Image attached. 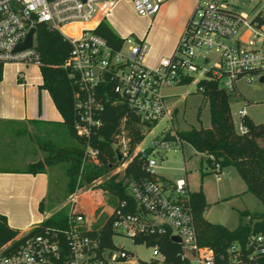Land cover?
<instances>
[{"label": "built area", "instance_id": "2783aa9c", "mask_svg": "<svg viewBox=\"0 0 264 264\" xmlns=\"http://www.w3.org/2000/svg\"><path fill=\"white\" fill-rule=\"evenodd\" d=\"M168 1L132 0V6L138 16L150 17ZM195 1L172 55L149 66L145 63L148 46L144 39L119 37L117 44H111L95 32L115 0H0V76L8 64L41 66L35 47L38 24L59 32L70 49L58 67L66 71L73 130L84 143L76 190L62 205L67 209V228L44 227L40 233L26 236L13 251L8 250L11 243L7 242L0 247V264H166V256L158 245L148 243L151 234L164 230L169 231V238L175 235L180 239L181 262L177 264H264L262 232H251L244 246L232 242L219 253L199 245L190 191L184 179L157 181L133 177L131 172L125 177L133 163L144 173L158 176L153 169L159 167L162 151L182 141L174 131L164 130L160 138H152L144 145L145 134L159 119L171 120L164 104L165 89L187 77H191V82L195 75L204 78L210 72V77L231 94L237 80L252 82L254 75L264 73V12L248 20L246 14L234 9L231 0ZM72 22L89 23L93 28H84L77 37L69 39L60 27ZM30 30L31 46L16 51ZM209 52L215 53L218 60L203 68L202 64L211 62ZM116 105H123L125 111L109 134L112 160L108 161L105 175L122 181L126 196L119 199L107 185L115 205L108 216L112 233L106 244L99 230L95 231L97 234L88 233L93 230L86 226L87 216L78 205L77 192L83 175L92 174L91 168L100 164L99 142L105 139L100 132L106 130L102 116L107 106ZM238 114L245 115L244 110ZM245 131L241 123L237 132ZM210 170L218 177L221 167L214 162ZM30 229L20 232L14 240ZM114 237L150 248V257L140 259L123 243L116 245Z\"/></svg>", "mask_w": 264, "mask_h": 264}, {"label": "rangeland", "instance_id": "374dc122", "mask_svg": "<svg viewBox=\"0 0 264 264\" xmlns=\"http://www.w3.org/2000/svg\"><path fill=\"white\" fill-rule=\"evenodd\" d=\"M195 0H169L161 6L159 11L150 17L138 16L132 6V0H115L109 15L104 22L120 38L130 37L134 40L144 39L148 46L145 63L154 66L160 59L172 55L177 39L190 17ZM234 9L253 18L258 12H264V0H231ZM84 28H93L92 24L72 22L60 27L61 33L71 39L80 34ZM211 62L202 64L208 68L217 61L215 53H210ZM22 74L18 75L17 70ZM264 73L254 75L252 82L244 78L237 80L236 90L231 93L229 111L235 131L242 122L238 111L243 109L245 116L254 124H264ZM201 75H195L189 84H177L164 90V104L171 120L159 119L153 129L145 134L144 145L152 138H160L164 130H187L209 126L208 103L203 102L200 90L196 88V81ZM40 68L35 66H3L0 79V117L3 115L13 121L0 118V170H21L26 164L41 161L45 158V151L40 148L43 144L62 146L75 145L67 129L61 124V115L41 85ZM200 107V114L197 112ZM42 119L45 122L26 128L17 119ZM263 144V141H259ZM40 145V146H39ZM153 171L168 180L182 178L190 192H203L207 209L203 217L211 223H221L233 229L239 222L240 210H247L251 214L261 212V204L246 191L243 180L236 169L229 165L221 168L219 176H215L207 165L205 158L195 152L185 141L162 151V161ZM67 162H59L46 167V173L41 177L32 175L11 177L0 174L2 184L9 180L18 181L19 193L12 199L7 195L0 196V214L5 215L11 228L25 231L27 226H35L33 220H43L50 214L62 209L65 198V170ZM109 176L102 175L89 183L81 182L77 194L78 205L87 216L86 226L98 231L108 220L112 207L115 205L113 193L107 186ZM117 178V177H116ZM41 182V196H45L44 211L40 212L35 200L31 202L29 196L38 195V183ZM48 182V189H47ZM35 184L31 194L29 187ZM101 183V184H100ZM3 186V185H2ZM105 186V189L104 187ZM27 188V191H26ZM25 190V191H24ZM24 191V192H23ZM41 198V197H40ZM67 215V209L62 210V216ZM242 221H247L243 218ZM116 245L123 243L125 248L140 259L146 260L151 255V249L142 245H133L124 237H114ZM191 260H194L191 257ZM117 264H129L119 262Z\"/></svg>", "mask_w": 264, "mask_h": 264}, {"label": "trees", "instance_id": "16d2710c", "mask_svg": "<svg viewBox=\"0 0 264 264\" xmlns=\"http://www.w3.org/2000/svg\"><path fill=\"white\" fill-rule=\"evenodd\" d=\"M95 32L111 44H117L119 42V37L105 22H101ZM35 47L41 61L39 68L42 83L38 88L47 90L54 107L62 117L61 124L67 129L76 144L62 146L61 148L47 143L41 146L39 145L45 151V158L41 161L29 162L24 169L18 171L35 175L45 173L46 167L48 166H53L62 161L67 162L65 170V198L68 199L76 190L84 147L83 140L78 138L73 130L71 90L66 71L58 67L67 58L70 46L59 32L41 23L36 27ZM190 82L191 77H187L179 84H189ZM196 88L200 90L199 92L203 102L208 103L209 126L203 127L200 125L198 128L192 127L187 130H178L176 132L177 138L188 143L195 152L205 158L209 168L213 167L214 162H217L221 168L229 165L233 166L243 180L246 191L251 193L262 207L261 212L258 214H251L247 210H240L238 212V224L233 229H229L223 224L207 221L203 217V212L207 209L203 192L201 190L190 192L189 200L199 245L206 248L209 247L214 253H219L232 242H237L241 246H244L251 232L264 233V124H254L243 115L241 123L246 131L242 134L235 131L229 111L231 94L225 92L219 86L216 79L210 77V72H207L206 77L196 82ZM124 111L125 107L123 108V105L122 107L121 105L107 106L102 116L106 130L103 129L100 132L105 137L103 141L99 142L101 148V154L99 156L100 164L95 168H91L92 174L88 176L83 175V182L87 183L97 177L105 175L109 165L108 161L112 160L111 151L109 150V134L117 125ZM199 114L200 107L197 112V117H199ZM171 138L174 137L171 136ZM258 140H262L263 144H259ZM7 171L0 170V172ZM130 172L133 174V177L145 176L152 180L163 181V178L160 176H150L144 173L137 167L136 163H133L127 169L125 177H129ZM108 180L115 195L119 199L124 198L126 195L122 181H116L115 176L109 177ZM103 187L105 189V186ZM45 199L42 198L39 201L38 209L40 212L45 210ZM63 209L65 208L50 214L17 240H14V238L20 233V230L8 226L5 215L0 214V247L10 242L11 245L8 250L13 251L26 236L38 234L44 227L67 228V215L62 216ZM243 218H247V221H242ZM98 232L101 234L103 241L108 244L112 233L110 220ZM88 233L97 234L95 231ZM148 243L158 245L159 250L166 256V264H177L181 262L178 256L180 246L170 240L169 231L164 230L151 234ZM142 264L159 263L144 262Z\"/></svg>", "mask_w": 264, "mask_h": 264}, {"label": "crops", "instance_id": "0c3cea01", "mask_svg": "<svg viewBox=\"0 0 264 264\" xmlns=\"http://www.w3.org/2000/svg\"><path fill=\"white\" fill-rule=\"evenodd\" d=\"M187 22V21H186ZM178 40V39H177ZM175 48V47H174ZM24 67H26V66H24ZM22 72V71H21ZM22 74V73H21ZM1 112H2V115H1V119H5V120H9V121H13L12 119H9V117H7L6 115H3V110H1ZM27 119H22V118H19V119H17V121H18V123H20V124H24V125H26V128L28 129V128H30V127H33L34 125H36V124H40V123H42V122H45L44 120H42V119H31V120H28V121H26ZM61 121H62V119H61ZM0 174L1 175H6V176H8V177H11V176H14V175H23V176H28V175H32V174H28V173H21V172H19L18 170H8L7 172H0ZM45 174H47L46 172L45 173H38V174H35V175H32V179H33V181H35V179H36V177H41V176H43V175H45ZM48 175V174H47ZM158 176H160V177H162L163 178V181H165V182H171V180H168L167 178H165V177H163V176H161V175H158ZM157 176V177H158ZM18 181H16V180H14V181H12V180H9V181H7V182H4L3 184H2V182H0V196H4V195H7V198L8 199H12V198H14L20 191H19V189L20 188H18ZM3 185V186H2ZM38 188H37V191L39 192V194L38 195H35L36 197H34L33 196V191H34V189H35V184L33 183L30 187H29V192L32 194V195H30L29 196V200H31V202L33 201V200H35V203L37 204V208H38V204H39V201L42 199V198H46V196H47V194L45 195V196H41L43 193H40V190H41V187L43 186L42 184H41V182H39L38 183ZM47 189H48V182H47ZM25 191V190H24ZM23 191V192H24ZM26 191H27V188H26ZM17 197V196H16ZM41 197V198H40ZM48 217V216H47ZM44 220V219H43ZM42 220L41 219H39V220H33V223H35V224H37V223H39V222H41ZM8 224V223H7ZM221 224V223H220ZM9 226V225H8ZM33 226H27L26 227V229H25V231L26 230H28V229H30V228H32ZM20 232H24V231H20Z\"/></svg>", "mask_w": 264, "mask_h": 264}, {"label": "water", "instance_id": "95a60500", "mask_svg": "<svg viewBox=\"0 0 264 264\" xmlns=\"http://www.w3.org/2000/svg\"><path fill=\"white\" fill-rule=\"evenodd\" d=\"M32 33H33V30H30V32L26 36V39L16 46V48H15L16 51H19V50H22V49H25V48H29L31 46V44H32ZM263 79L264 78L261 76L259 78V81H263ZM115 152H116L117 158L120 159L119 152L117 150ZM170 240L173 243H176V244L180 243V239L177 236H175V235L171 236Z\"/></svg>", "mask_w": 264, "mask_h": 264}]
</instances>
